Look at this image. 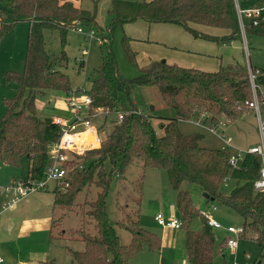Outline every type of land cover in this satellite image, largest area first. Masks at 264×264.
Wrapping results in <instances>:
<instances>
[{"label": "trees", "instance_id": "obj_1", "mask_svg": "<svg viewBox=\"0 0 264 264\" xmlns=\"http://www.w3.org/2000/svg\"><path fill=\"white\" fill-rule=\"evenodd\" d=\"M260 2L236 0L240 8L253 7ZM94 13V10L74 8L69 1L59 0H9L0 12V37L19 22L27 24L22 71L6 72L3 77L5 84H14L16 89L11 98L2 100L0 164L16 166L25 159L29 164L27 176L35 180L42 177L48 163L47 148L57 141L60 131L48 118L39 119L36 116L34 93L49 90L66 95L71 90L67 76L53 68L43 48L42 31L58 30L62 48L66 26L74 21L85 27L94 26ZM107 16L105 54L94 69L87 88L90 108L93 111L100 109L104 116H111L123 102H128L129 109L121 111L123 117L118 124L112 121L113 127L100 146L86 152L88 167L73 173L67 191L64 194L53 192V208L68 211L81 189L93 185L99 190L85 212L94 222V234L75 231L83 249L69 251L71 262L130 264L143 247L148 252L158 251V236L140 228L136 221L126 217L119 224L130 235L129 243L124 246L107 220L105 196L110 179L112 176L121 177L133 160L140 161L143 168L165 171L168 186L175 193L174 208L180 222L179 231L183 233L188 264H212L213 256L225 248V241L221 239L219 244L215 243L211 229L193 206L189 193L181 188L186 184L195 185L201 194H205V202L231 210L241 219L245 232L253 234L256 243L263 246L264 192H255L252 188L258 177L260 158L247 155L231 171L227 164L228 152L202 148L198 145L200 135H184L177 128L178 121L189 120L195 115L202 116L214 126L220 122L219 117L228 118L229 124L235 121L241 114V109H237L238 103L250 99L247 73L237 71L231 65L224 70L204 72L153 61L140 68L134 78L125 79L118 73L111 50L114 30L136 20L172 24L193 38L216 44L239 41L234 0H112ZM190 25L223 29L228 34L211 37L198 33ZM245 31L264 38V24L254 28L246 26ZM120 40L125 58L129 64H134L129 38L123 35ZM63 58L64 55H61L60 59ZM82 63L81 60L78 62L80 67ZM250 71L254 75V85L264 88V69L250 68ZM134 85L154 87L163 105L173 111L174 117L159 123L160 135L156 134L148 118L137 112L130 102L129 90ZM106 163L109 165L108 172L104 171ZM227 181L232 183V188L225 194L221 189ZM195 222L201 224L199 231L192 228ZM39 264L53 262L48 260Z\"/></svg>", "mask_w": 264, "mask_h": 264}, {"label": "rangeland", "instance_id": "obj_2", "mask_svg": "<svg viewBox=\"0 0 264 264\" xmlns=\"http://www.w3.org/2000/svg\"><path fill=\"white\" fill-rule=\"evenodd\" d=\"M127 2H140L147 0H122ZM9 0H0V12L4 10ZM95 7L89 0H82L83 8L89 11L94 10V26H83L82 23L74 21L72 26H83L85 29L97 30L99 28L100 35L104 38L99 45L94 40H87L84 35L77 34L70 30L72 27H66L64 34V45H60V32L56 29H45L42 31L43 48L50 58V62L56 70L62 71L69 80L70 92L68 95L76 96L82 90H87L90 80L93 76L94 69L101 62V57L104 56L105 32L104 27L108 21L107 11L110 9V0H95ZM155 27H171L177 29L183 37L189 39L191 50L189 55L194 54L195 59L202 62H211L215 59L218 64V69H226L228 65L234 67L235 70L242 72L248 71V68L264 69V38L250 34L245 31L247 22L244 21V33L240 31V40L227 43L226 46L220 47L218 44H210L204 40H194L190 34L182 28L171 24L154 23ZM97 25V27H96ZM124 25H126L124 27ZM117 28L113 33L111 50L114 54L118 73L125 79H131L138 75V71L146 58L156 59L161 61L168 59L170 55H175L178 51L176 47H171L167 43L162 42V36L174 37V33L166 30L149 31L147 25L141 22L134 21L127 23ZM151 30V28H150ZM210 33L217 34L222 29L209 28ZM151 32L154 35L152 41H144L145 36ZM134 37L137 41L129 44V49L134 55V64H129L125 58L121 45V36ZM155 42V43H154ZM26 43V24L19 22L15 24L9 31L5 32L0 37V115L3 111L2 100L11 98L16 86L14 84H5L4 74L6 72L20 73L23 68V57L25 53ZM199 43L201 46L205 44L210 46V51H200V47L196 46ZM220 45V44H219ZM244 47V48H243ZM177 49V50H176ZM82 50H85L82 53ZM215 53V54H213ZM206 54V55H205ZM61 55H64L63 59ZM187 55V54H186ZM162 56V57H161ZM83 61L80 67L78 62ZM166 62V61H165ZM192 64V63H189ZM216 70V71H217ZM261 91V96H264V88L258 86ZM57 92L49 90L35 91L33 105L38 115L44 117L65 116V106L62 99H57L54 103L45 104L44 100L50 96L56 95ZM28 94V93H27ZM58 95L60 92L57 93ZM61 95V94H60ZM67 95V94H66ZM65 95V96H66ZM67 95V96H68ZM28 95H24L27 97ZM64 97V94L63 96ZM129 99L135 110L147 117L156 134L160 135L159 123L165 122L166 118L174 117L171 109L164 106L161 102L157 90L154 87L131 86L129 90ZM118 111L129 109L128 102H123L118 106ZM240 116L233 122H230L222 130L224 135L230 139L233 146L241 149L247 148L259 143L258 134L256 131L255 116L252 112L241 109ZM161 119V120H160ZM198 123H203V126L193 125L189 122H178V130L184 134H198L201 136L198 145L206 149H222L223 143L219 134H214L206 129L208 121L198 119L197 116L190 118ZM220 123L223 122V117L218 118ZM101 131H105L104 137L110 133L113 127V117L110 114L100 115L93 120ZM107 130V131H106ZM220 133V132H218ZM104 138V140H105ZM97 149V148H96ZM84 169L88 167L89 160L84 158ZM22 163L18 169L2 168L0 166V183H4L14 172V177H21L25 174L26 162ZM83 169V170H84ZM104 171H109V165L106 163ZM6 185V184H5ZM52 183L48 184L50 188ZM232 188V183L227 181L222 187V192L227 194ZM184 190L191 197L192 204L195 208L209 214V216L217 220L221 226L233 225L242 226L241 219L236 216L231 210L223 206H216L205 203L202 194L195 185L186 184ZM98 189L93 185H89L81 189L74 197L73 206L70 210L64 211L55 208L50 214L51 229L41 237L31 235L30 238H38L29 245L19 246V263H34L38 259H52L53 264H73L69 251L79 252L83 249L82 243L78 239L76 230L86 232L90 235L94 234V222L86 215L88 203L95 200ZM174 193L168 186L167 176L164 170L143 168L140 161L133 160L125 169L121 177L112 176L109 182L108 190L105 196V210L109 225L114 229L116 236L121 245H127L130 240V235L127 231L119 227L126 217L130 221H136L140 228L147 231H154L158 237L162 239V231L154 230L157 227L152 222V217L156 212L163 211L172 215V198L169 201V195ZM170 195V197H171ZM44 203L41 202L40 205ZM50 207V203H49ZM172 212V213H171ZM173 216V215H172ZM123 223V222H122ZM192 228L199 231L201 224L195 222ZM153 232V233H154ZM182 231L171 239V247H175L173 251L160 253L163 257V262L167 264H188L184 260V253L176 252V247H183ZM215 243L219 244V233L214 234ZM250 235V236H248ZM254 235L249 231L245 232L243 238L237 243L235 255L229 250L222 249L219 254L212 258V264H257L261 261L264 263V245L259 246L256 240H253ZM225 237V233L223 235ZM170 240V239H166ZM44 253V254H43ZM157 252L150 253L143 247L130 261V264H157L159 260ZM2 264L5 258L0 253ZM46 261V260H45ZM43 261V262H45ZM48 261V260H47ZM18 264V263H17ZM39 264V263H36Z\"/></svg>", "mask_w": 264, "mask_h": 264}, {"label": "built area", "instance_id": "obj_3", "mask_svg": "<svg viewBox=\"0 0 264 264\" xmlns=\"http://www.w3.org/2000/svg\"><path fill=\"white\" fill-rule=\"evenodd\" d=\"M234 8L238 28L241 33H244V21L247 22L246 26L251 28L264 24V0H261L260 4L256 6L245 8L238 7L236 0H234ZM72 25L73 22L66 27H71ZM70 30L84 35L87 40H94L97 45L104 41L98 30L85 29L83 26L77 25L72 26ZM84 52L85 50H82V53ZM247 76L250 86V99L238 103L237 109H243L254 114L259 143L246 149L233 147L230 139L220 130L229 124L228 118H224L223 122H219L216 126L208 123L206 129L220 135L223 143L221 150L228 152L227 164L231 171L236 169L247 155H256L260 158L258 177L253 182L252 188L255 192H264V96H261L262 93L259 87L254 85V75L250 71V68H248ZM87 92V90H82L76 96L68 95L69 93L67 94L68 96L64 95L65 110L70 115L68 118H49L51 124L58 126L60 135L57 141L50 144L47 148L46 157L48 163L42 177L35 180L26 176L24 178L12 179L6 185L0 186V214L26 197L47 189L49 183H52V187L50 188L52 192L64 194L71 186L73 173L84 169L82 163H84L86 152L98 148L104 141L105 131H101L100 127L93 121L102 115L101 110L98 108L94 111L91 110L90 97ZM112 116L114 124H118L123 117V112L116 110ZM194 124L205 127L203 123L195 122ZM80 136H83V139L81 142H77L76 140ZM71 137H75V139L71 140ZM89 137H91L90 140ZM198 213L203 217L205 225L212 231H224L225 249L235 255L237 243L244 237L245 229L242 226H221L208 213L202 210H198ZM153 221L163 229L177 231L180 227V222L175 216L164 218L161 214L156 213L153 215ZM252 238L256 240L255 236ZM1 263L2 260L0 259Z\"/></svg>", "mask_w": 264, "mask_h": 264}, {"label": "crops", "instance_id": "obj_4", "mask_svg": "<svg viewBox=\"0 0 264 264\" xmlns=\"http://www.w3.org/2000/svg\"><path fill=\"white\" fill-rule=\"evenodd\" d=\"M62 1H69L74 8H80V9L89 11L88 9L83 8L82 0H59V2H62ZM111 1L112 0H110V3H111ZM147 1H149V0H147ZM89 2L92 3L93 8H94L95 7V5H94L95 0H89ZM136 21L137 22L139 21V22L147 25L149 28V31H151V32L157 31V29L158 30L163 29V30L171 31L174 33V35H175L174 37L162 36L163 37L161 40L162 42H165V43H167V45H171V47H176L178 49V51H175V55H170L168 59H165L166 62L163 60L166 64L176 65V66L182 67V68L197 69V70L204 71V72H215L218 69V64H217V61L215 59H212L211 62H202L198 59H195L194 54L189 55L191 53V50H187V48L190 47L189 39L187 37H183V35H181L177 29H173L171 27H166L169 25H165L162 27H155L158 25H155L154 23H147V22L142 21V20H136ZM24 24H26V23H24ZM125 26L126 25H124V27ZM96 27H97V25H96ZM190 27L192 29H194L195 31H197L198 33L208 35L211 37H222V36H225L228 34V31L223 30V29L219 33L214 34V33H210L211 32V31H209L210 27L196 26V25H190ZM150 28H151V30H150ZM151 32H149L147 34V36H145L144 41H146V42L152 41V39L154 38V35H152ZM26 36H27V24H26ZM128 38H129V44H131L134 41H137V39H135L134 37H128ZM194 40H200V39L196 38ZM206 42H208L210 44V46L212 44H214V42H209V41H206ZM231 42H233V41H231ZM196 46L200 47L201 45L199 43H196ZM210 46L202 44V46L200 48H197V49H200V51H210ZM217 46L224 47V46H226V44H220V45L218 44ZM213 54H215V53H213ZM191 56H194V57H191ZM154 57L155 56H153V58ZM153 58L152 59L146 58L144 60V63L141 64L142 65L141 67H145L150 62L156 61V59H153ZM189 63H192V64H189ZM87 88L88 87H86V89ZM57 93H56V95L50 96L47 99H45L44 103L50 104V103H54L57 99L63 100V97H62L63 94L60 93L61 95L60 94L58 95ZM34 99L35 98H33V100ZM69 115L70 114L67 111H65L64 117L50 116V117H48V119L52 118V117L68 118ZM36 116L39 119H43V118L47 119V117L40 116L37 113H36ZM195 116H193V117H195ZM197 118L202 119L203 121H206V119H203L200 116H197ZM191 120L192 119L178 121V122H189V123H192L194 126H195L194 123L198 122L197 120L191 122ZM234 147L240 148L237 146H234ZM244 149H246V148H244ZM25 162H26V168H25V174L24 175H22L21 177H14L16 173L14 174V172H12L10 174L11 178H9L3 184L0 183V186H4L5 184H7L12 179H19V178L26 177L28 174L29 164H28L27 160H25ZM21 163H22V161L20 160L18 165H16V166H9L5 163L0 164V166L2 168H8L9 170L10 169L13 170V169H18V167L20 166ZM226 183H225V185H226ZM50 188H47L43 191L36 192V193L26 197L25 199L16 203L13 207L9 208L6 211H3L0 214V253L5 258V261L3 262V264H17V263L19 264V262H21V261H19V257H20L19 256V246L29 245L31 242L38 240V238H30L31 235L41 237V234H45L47 231H50V229H51V222L50 221L52 218L51 217L49 218L48 215H49V211H50V214H52L53 210L55 209L52 206L53 192L51 191ZM181 188H184V185L181 186ZM170 195H169V201H170V198H172V201H173V202H171L173 213L172 212L171 213L173 216L177 217V214H176V211L174 208L175 193H172L171 197H170ZM202 198H203V200H205L204 197H202ZM41 202H43L44 204L40 205ZM49 203H50V207H49ZM205 203H207V202H205ZM156 213L161 214L164 218L173 217L169 212L165 213L163 211H160V212H156ZM152 222H153L154 226L157 227V229H154V230L162 231V234H163L162 239H160V237H158L160 240V247H159L158 251H155L159 254L158 256H159V260H160L157 262V264H167V263L163 262V257L161 256L160 253H167L168 251L169 252L173 251V249L175 247H171V239L173 236H175L178 233V230L172 231L169 229L160 228L153 221V217H152ZM153 232L154 231H152V233ZM212 233H213V235L219 233L220 240L224 238L223 237L224 231H222V230L212 231ZM153 234L158 236L157 233H155V232ZM248 236H250V235H248ZM167 238L170 240H166ZM182 243H183V237H182ZM176 252L177 253H180V252L184 253V248L183 247H176ZM150 253H154V252H150ZM44 257H45L44 259H38L34 263H30V264H36L39 262H43L45 260L46 261L47 260L52 261V259H47L46 256H44ZM184 260L187 262L185 253H184ZM257 263H261V261H258Z\"/></svg>", "mask_w": 264, "mask_h": 264}, {"label": "bare ground", "instance_id": "obj_5", "mask_svg": "<svg viewBox=\"0 0 264 264\" xmlns=\"http://www.w3.org/2000/svg\"><path fill=\"white\" fill-rule=\"evenodd\" d=\"M75 139V137H71V140ZM83 139V136L78 137V139L76 140L77 142H81Z\"/></svg>", "mask_w": 264, "mask_h": 264}, {"label": "water", "instance_id": "obj_6", "mask_svg": "<svg viewBox=\"0 0 264 264\" xmlns=\"http://www.w3.org/2000/svg\"><path fill=\"white\" fill-rule=\"evenodd\" d=\"M160 62L163 63L164 61L161 60ZM90 139H91V137H89V140H90ZM201 196L204 197V199L206 198V195H205V194H202Z\"/></svg>", "mask_w": 264, "mask_h": 264}]
</instances>
